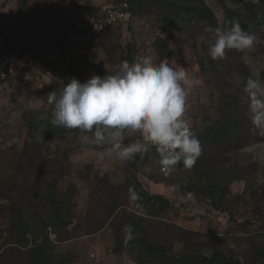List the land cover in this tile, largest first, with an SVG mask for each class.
<instances>
[{"label":"rangeland","instance_id":"rangeland-1","mask_svg":"<svg viewBox=\"0 0 264 264\" xmlns=\"http://www.w3.org/2000/svg\"><path fill=\"white\" fill-rule=\"evenodd\" d=\"M117 1L29 0L24 18L19 19V0H0V60L6 65L37 71L50 68L65 54L66 31L61 24L66 7L73 9L77 4L102 7ZM203 1L215 15L218 28H229L223 23L225 11L231 10L236 13L233 19H238L239 23L243 21L250 29L249 33L257 36L260 42L252 50L240 52L251 76L264 82V29L246 19L248 11L243 4L246 0ZM254 8L258 15H264L257 5ZM160 13L153 7L148 13L131 17L120 27L102 34L68 67L71 70L67 80L75 78L84 83L92 75L101 76L97 71L113 72L123 62V51L126 55L127 48L132 50L134 60L150 54L154 62L159 63L162 60L153 43L160 39L168 47L171 42L176 47H168L169 56L165 59L175 58L179 66L198 80L185 115L193 129L200 130L217 99V90L210 79L213 71L210 67L206 72L200 68L201 62L209 66L207 49L212 42V32L209 29L196 31L195 28L196 32L190 31L185 24V15L177 18L171 27H166V18ZM219 70L223 71L221 67ZM225 81L230 83L231 89H243L242 80L235 73ZM52 91L47 84L0 81V252H6L5 258L0 257V263L27 264L30 261L34 240L39 239L49 213L48 206L42 201V191L33 189L43 183H52L69 222L57 231L47 228L46 233L55 252L68 255L65 264H141L138 247L117 254L113 251L118 245L117 240L125 239L124 226H133L134 222L140 223L152 240L173 246L176 252L183 247L178 243L179 229H182L188 231L186 239L189 243L205 241L209 247L216 246L242 264H263L253 261L252 247L264 248V141L230 155L232 162L239 165L258 166L253 175V187L243 181L232 183L229 210L216 211L203 199L182 188V175L177 170L166 174L156 161L139 162L135 168L130 162L121 164L107 158L100 161L96 152L103 149L80 144L79 133L49 137L48 129L40 133L44 125L30 132L33 124L39 125V121L53 116L54 105L47 103V95ZM239 96L246 100L244 91ZM133 137L126 133L124 142L128 143ZM131 174H135L150 195L167 199L168 206H163L157 215L151 212L152 217L149 207L141 202H130L127 193L117 191ZM252 188L257 192L255 195L251 193ZM9 197L23 209L30 228L27 245L12 248L3 245L6 239L3 216L7 215ZM134 233V239L140 236L137 228ZM190 234L200 236L195 238Z\"/></svg>","mask_w":264,"mask_h":264},{"label":"trees","instance_id":"trees-1","mask_svg":"<svg viewBox=\"0 0 264 264\" xmlns=\"http://www.w3.org/2000/svg\"><path fill=\"white\" fill-rule=\"evenodd\" d=\"M28 1L19 0L17 7V17L19 19L24 18ZM243 4L248 11L246 19L250 20L255 26L264 29V15H258L254 8V5H257L259 9L264 11V0H246ZM128 5L127 11L130 18L148 13L150 9L156 7L157 11L162 13H160L161 16L166 18V27H171V25L175 24L174 21L177 18H182L185 15L186 27L190 28L192 32H196L199 29L215 30L218 28L215 15L203 0H128ZM233 15H236L235 11H225L224 27H230ZM63 23H65L64 18ZM240 26L243 30L250 32V29L243 21H240ZM194 28L196 31L193 30ZM153 47L160 60L169 56L168 47L163 40H156L153 43ZM241 56V52L229 50L224 59L213 61L208 57L209 66L207 67L201 62L200 68L204 72L209 67L213 71L210 74V79L213 80L214 87L217 90V99L213 106V111L205 118L206 123H204L200 130L193 129L201 142V156L191 170H185L181 165L177 166V171L182 175V188L188 193L203 199L211 209L216 211L225 212L229 210L230 186L232 183L243 181L247 185L250 184V188L253 187V175L258 166L256 164H249L251 166L239 165L236 162H232L230 155L254 143L264 141V136L250 130L251 124L248 118L247 102L239 96L243 89H231L230 83L225 81L232 73H235L242 80V87L244 88L246 80L252 77ZM122 61H128L130 64L134 61L131 49H126V55H124L123 51ZM72 66L75 65L73 64ZM220 67L223 71L219 70ZM93 69L97 70L95 67ZM69 70H71V67L62 74V80L63 82L65 81V84L70 81L67 80ZM97 72L101 77L112 73L107 71ZM30 85L41 84L35 83ZM52 119L53 116H50V122ZM49 120L39 121V125L33 124L29 129L30 132L37 130L40 125H44V129L40 133L42 134L48 129L47 133L49 137H51L50 135L57 134L61 136L63 133L70 132L74 134L78 133V130H68L63 127L50 125ZM29 136L34 138L32 134ZM133 139L135 137L128 142H131ZM150 160L159 161V157L154 150L149 151L147 154L137 155L130 162V165L132 168H135L136 163ZM129 187H134L139 193L141 199L138 202L149 207V216H152L151 212L153 215H157L163 206H168L169 204L167 199L162 196L150 195L146 192L135 174H131L129 178H126L124 183L117 187V191L128 194ZM33 190L35 192L42 191L44 195L42 201L48 206L49 213L45 219V228L44 226L42 227L44 230L38 235L39 239L37 241L36 239L34 240L30 261L27 264H65L69 260L68 255L57 254L54 244L46 233L47 228L57 231L66 227L69 222L63 213L59 194L54 191L52 183H43L42 186H36ZM250 190L252 191V195L257 193L253 188ZM7 204V215L3 216L6 220L4 231L6 239L3 245L8 246L7 248H12L15 245H27L30 228L23 215V209L12 197H9ZM129 221L131 222V219ZM135 228H137L140 236L130 241H126L125 239L117 240L118 245L113 250L114 253L117 254L138 247L141 254L138 262L141 264H242L239 259L232 255H226L216 246L209 247L205 241L189 243L186 239L187 234H189L188 231L179 229L180 242H177L183 245V247L179 252H176L173 246H165L159 241L152 240L149 232L140 223L136 224L134 222L133 229L135 230ZM190 235H193L195 238L196 236H200L197 234ZM133 244L137 245L133 246ZM252 250L255 256L253 261H261L264 264V248L252 247ZM5 254L6 252H0V257L5 258Z\"/></svg>","mask_w":264,"mask_h":264},{"label":"clouds","instance_id":"clouds-1","mask_svg":"<svg viewBox=\"0 0 264 264\" xmlns=\"http://www.w3.org/2000/svg\"><path fill=\"white\" fill-rule=\"evenodd\" d=\"M209 31L212 42L207 55L213 61L224 59L229 50L250 51L260 42L241 28L238 19H233L227 30ZM65 39L66 53L69 42ZM168 47L176 46L169 42ZM197 83L175 58L156 63L150 54L138 56L131 64L123 61L111 74L92 75L84 83L73 78L63 86L62 80V88L47 95V103L54 105L51 124L78 130L80 144L103 149L96 152L100 161L107 158L123 164L154 150L166 174L178 165L191 170L202 154L201 142L185 115ZM243 91L250 130L264 136V82L249 77ZM126 133L135 139L125 143ZM128 199L133 203L141 199L134 187L128 188ZM123 232L126 241L135 238L131 224L125 225Z\"/></svg>","mask_w":264,"mask_h":264},{"label":"built area","instance_id":"built-area-1","mask_svg":"<svg viewBox=\"0 0 264 264\" xmlns=\"http://www.w3.org/2000/svg\"><path fill=\"white\" fill-rule=\"evenodd\" d=\"M128 1L121 0L109 6L94 4L79 5L63 13L68 49L62 59L43 71L27 69L23 66L6 65L0 60V81L23 84L44 83L54 91L62 88V74L82 55L102 32L123 25L129 18Z\"/></svg>","mask_w":264,"mask_h":264},{"label":"crops","instance_id":"crops-1","mask_svg":"<svg viewBox=\"0 0 264 264\" xmlns=\"http://www.w3.org/2000/svg\"><path fill=\"white\" fill-rule=\"evenodd\" d=\"M62 25V27H63V29H64V26H63V23L61 24ZM65 30V29H64ZM66 31V30H65Z\"/></svg>","mask_w":264,"mask_h":264}]
</instances>
